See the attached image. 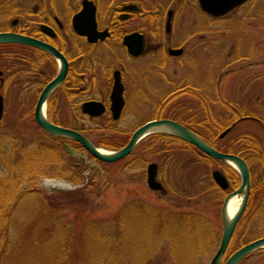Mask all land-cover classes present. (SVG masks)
Returning <instances> with one entry per match:
<instances>
[{
	"label": "rangeland",
	"instance_id": "rangeland-1",
	"mask_svg": "<svg viewBox=\"0 0 264 264\" xmlns=\"http://www.w3.org/2000/svg\"><path fill=\"white\" fill-rule=\"evenodd\" d=\"M175 1L178 34L186 41L189 55L169 59L166 79L153 80L151 102L132 103L126 108L125 116L119 122L110 123L109 129L105 116L90 122L83 114L72 113L71 119H65L63 114L69 116L70 112L60 92L57 95L63 100L51 106L48 114L54 116L52 111L59 109L62 115L57 116V120L60 123L66 120L75 128H86L96 145L108 150L125 145L143 121L161 115L173 116L211 140L216 148L248 157L249 205L225 261L246 243L264 237V0H249L216 18L205 14L198 0ZM35 4L36 0L8 3L0 0V29L16 17L22 18L18 5L34 7ZM196 25L199 35H194ZM8 48L11 47L0 46V70L5 72V77L8 64L16 62L7 54L17 53L16 49ZM108 61L107 65L116 67L111 57ZM97 67L101 69L98 63ZM11 70L16 72V68ZM17 75L10 77L9 85L3 89L0 86L5 99L0 148L6 147L12 154L6 159L0 153V175L12 170L17 177L23 174L19 176L21 190L32 189L35 194L22 200L15 211L8 235L10 250L6 264L47 261L53 264H177L172 256L173 241L163 235L160 220L152 219V216L157 218V214L163 217L204 215L213 228L203 230L205 238L215 233L213 249L208 255L194 258L196 250L201 248L195 235H203L195 228L192 241L196 240L188 244L185 261L186 264L210 263L222 237L223 201L228 192L241 184V176L233 166L208 159L196 147L167 133L162 134L163 137L147 135L127 157L116 162L97 160L78 150L75 144L74 149L85 158L72 156L61 145H55L57 143L35 122L37 90L25 89L26 82L18 84ZM247 115L255 118L238 120L233 129L221 137L236 119ZM19 145L27 151H35L36 155L25 158ZM55 146L57 149L51 148ZM46 147L49 152L59 153L61 160L54 155L48 159L51 155H45L48 152L43 148ZM11 158L13 164H8ZM152 162L159 163V180L166 192L155 191L147 184V168ZM214 170L226 175L230 182L228 190L216 184L212 176ZM64 178L71 179L66 182L68 186L56 185L63 184ZM237 196L242 198L241 194ZM141 208L150 209L140 211ZM53 217L60 218L63 223H59L60 228L67 229L68 241L55 243L45 235L49 237L48 243L45 236H38L39 232L43 235L56 231L45 225ZM165 223L163 221V225ZM27 229L33 237L25 242L21 232ZM157 232L159 236L154 238ZM177 233L180 237L184 234L177 230L173 235ZM39 241L42 253L39 250L36 253ZM61 244L62 251L59 250ZM146 246L150 248L147 253ZM239 264H264V248L252 252Z\"/></svg>",
	"mask_w": 264,
	"mask_h": 264
},
{
	"label": "flooded vegetation",
	"instance_id": "flooded-vegetation-1",
	"mask_svg": "<svg viewBox=\"0 0 264 264\" xmlns=\"http://www.w3.org/2000/svg\"><path fill=\"white\" fill-rule=\"evenodd\" d=\"M10 1L7 0V3ZM179 1L182 2V0ZM176 5L175 0L154 2L152 0H36L34 7L18 5L20 9L18 13L22 18L12 19L9 25L0 29V32H15L35 38L62 53L68 62V71L64 81L48 97L46 114L55 124L77 130L91 139L86 128H75L67 124L66 120L60 123L57 120V116L62 115L59 109L56 108L54 112L51 109L54 116L48 114V109L61 100L58 92L63 94V103L69 107V116L63 114L65 119H71L72 113L77 116L83 114L84 119L90 122L95 119L101 120L105 116L106 123L109 124L108 129L111 126L110 123L119 122L125 116L126 108L132 103L135 105L137 102H151L153 80L161 82L163 78L166 79L168 75L166 66L169 59L189 55L186 41L182 38V34H178L179 21L175 18L177 16ZM92 9H95L98 35L95 41L89 40V35L86 33H78L74 27L75 15L83 10L91 12ZM86 22L87 18L83 20V24ZM195 29L194 35H199L198 25ZM83 30L85 31L84 28ZM3 46L17 50L16 54H7V56L16 59L13 66L16 67L18 74V84L26 82L25 89L37 90L38 97L34 107L35 119V108L40 94L47 84L58 76L61 70V60L52 52L39 46L23 43ZM191 55L194 57L193 52ZM110 57L115 61V68L107 65ZM97 63L101 65L100 70ZM7 68L10 67L7 66ZM1 71L0 86L3 89L4 86L9 85L11 78L5 77V72ZM6 72L8 73L7 69ZM116 86L119 91L117 96L120 95L122 98V109L118 118L114 117L113 107L119 104V101L113 98ZM88 102H96L103 106V113L91 115L85 112L84 105ZM248 118L255 117L248 115L239 117L229 127H234L240 119ZM154 119H171L197 132L177 117L161 115ZM154 119L143 121L134 132L146 122ZM35 122L37 123L36 119ZM149 134H158L163 137L162 134L165 133L151 132ZM48 136L57 143L55 145H61L63 150L67 151L63 147L64 144H69L72 148H75V144L78 150L92 156L76 140L51 134ZM169 137L178 139L173 135ZM91 141L96 145L92 139ZM152 163L157 164L156 179L163 185L159 180V163ZM148 175L147 168L149 186ZM155 191L166 192V189L163 185L162 189Z\"/></svg>",
	"mask_w": 264,
	"mask_h": 264
},
{
	"label": "water",
	"instance_id": "water-1",
	"mask_svg": "<svg viewBox=\"0 0 264 264\" xmlns=\"http://www.w3.org/2000/svg\"><path fill=\"white\" fill-rule=\"evenodd\" d=\"M247 0H199L200 7L203 11L219 17L227 14L232 11L236 7L245 3ZM87 18V22L83 24V20ZM74 27L78 33H86L89 35V40L95 41L97 40V32H96V18H95V9H92L91 12L87 10H83L80 13L76 14L74 17ZM85 29V31L83 30ZM5 43H23L32 46H39L44 48L53 54H55L61 60V70L56 78H54L47 86L42 90L39 100L37 102L35 108V119L37 123L42 127L46 132L56 135L63 136L67 138H71L80 142L83 147L88 151L95 159L101 160L103 162H116L127 157L136 147L141 139L149 135L154 129L163 127L166 131H162L164 133H168L170 135H174L192 145L197 147L202 153L210 156L219 161H224L232 165L241 176V184L240 186L229 192L223 201L222 205V221H223V232L221 241L218 245L217 250L212 256L209 264H221L226 252L229 248L235 230L245 214L248 204L249 198L251 194V173L248 162L240 155L230 152H224L217 149L215 146L206 141L200 134L189 129L182 123L171 119H154L146 122L142 126H140L132 135L130 140L123 147L105 151L101 147L96 146L89 138L80 133L77 130L63 127L61 125L55 124L52 122L47 114H46V103L47 99L52 93V91L61 84L67 74L68 71V62L65 57L53 46L44 43L35 38L22 35L15 32H0V44ZM2 72L0 71V75ZM113 96L114 100L119 101V104L113 106L115 109L114 117L118 118L122 109L121 96H117L119 94L118 87H115ZM96 111H95V110ZM84 110L91 115H98L103 113V106L99 105L96 102H88L84 105ZM4 113V98L0 94V121L3 117ZM231 128L226 129L221 137L225 136ZM158 132V131H157ZM65 147L68 148L69 152L74 156L84 157L82 154L77 152L75 149L70 147L68 144H65ZM157 172V164L151 163L148 167V183L149 186L154 190L162 189L163 185L157 181L156 179ZM212 176L216 184L222 189L227 190L230 187V182L226 175L220 170H214L212 172ZM241 194L242 200L240 206L235 213V215L229 219L227 217V205L229 200ZM264 248V237L257 238L253 241H250L243 245L241 248L236 250L228 259L224 262V264H239L245 257L250 255L252 252Z\"/></svg>",
	"mask_w": 264,
	"mask_h": 264
},
{
	"label": "trees",
	"instance_id": "trees-1",
	"mask_svg": "<svg viewBox=\"0 0 264 264\" xmlns=\"http://www.w3.org/2000/svg\"><path fill=\"white\" fill-rule=\"evenodd\" d=\"M8 66L10 68L9 69L7 68V71H8L7 76L12 77L16 72L12 71L11 69L16 68V67L13 65H10V64H8ZM44 133L46 134V132H44ZM204 138L209 143L214 145L211 142V140H208L206 137H204ZM51 148L55 150V149H57V146L51 147ZM18 149H20L19 151L24 155L25 158L26 157L32 158L34 156L35 151H33V152L27 151L24 148H22L20 145L18 146ZM48 149L49 148H47V149L43 148V150H46L48 152V153H45V155H47V157L49 155H51L50 157H48V159L53 157L52 155H54V156H56V158H59V161L61 160L60 156H58L59 153L57 154L53 150L49 152ZM58 150H59V148H58ZM0 153H1L2 158L6 157V159H7V158L12 156L11 153L7 152L6 147L4 149L0 148ZM35 155H36V153H35ZM241 155L249 163V160H248L249 158L245 157V155H243V154H241ZM203 156L208 158V159L211 158L205 154H203ZM29 160L30 159H28V161ZM11 161H12V158H11V160H8V164H13ZM22 175H18V177H17L15 175L14 170H12L11 172H8L6 175H4V174L0 175V264H6L5 262H7V258H6L7 255L6 254L9 253V250H10V238H8V235H9V232L12 230V225L14 224L15 211L18 209L19 204L22 200L26 199L30 195L35 194V193H33L32 189H26L24 191L21 190V187H20L21 179L19 176H22ZM73 179H75V177ZM149 209L150 208H141L140 211H143V210L145 211V210H149ZM140 211H139V214H140ZM142 216H143V218L146 217L144 215H142ZM156 216H157V218L152 216V219L160 220L159 225H160L161 229L163 228V235H167V238L169 240H172L174 243V248H173L174 254L172 256H174V260L177 262V264H186L187 263L185 260L187 259V254L189 251L188 244L195 243L196 239L194 241H192V239L194 238V235H195L194 233H195L196 229L198 231L201 230V232H202L201 234H203V235H200V234H199V236L195 235V238H197L196 241H198V243H201V248L196 250L195 255L193 254L194 258L197 259V257L199 255H208L209 253H211V251L213 249V244L215 242V237H214L215 233H211L210 236H207V237H209L208 239H207V237L205 238L204 232L206 231V229L210 231V229H213V228H212V224L208 221V219L204 215H202V214H175L174 216L163 217V216H159V214H157ZM163 221L166 222L164 225H163ZM59 223H62L60 218H57V217L51 218L48 221V223H46L45 225H47L48 227L49 226L53 227V230L56 229V231H54V233H52V234L51 233L46 234L44 232L43 235H42V233L39 232L38 236L44 237L45 235H48L50 237L51 241L53 240V242H55V243H59L60 241H65V242L68 241L69 240V236H67L68 231L64 227L60 228ZM177 230L182 231L184 234H182L181 237L179 236L178 233L174 236L173 233ZM203 230H205V231H203ZM21 233L23 234V237L26 238L25 242H27V240L28 241L31 240L33 237L32 235H29L30 233H29L28 229L21 232ZM31 233H32V231H31ZM48 236H45L47 242L49 241ZM156 236H159V232L155 233L154 238H156ZM67 237H68V239H67ZM39 238L41 239V237H39ZM186 241H192V242L186 243ZM205 241H207L208 244ZM53 242H51V243H53ZM40 243H41V241L37 242L38 246L36 247V253L38 252V250H39V253L40 252L42 253L41 247L39 248ZM51 243H50V247H49L50 249H52ZM182 244H187V245L183 246ZM62 249H63V246L61 244V249H59V250L62 251ZM149 249L150 248H147V246H146V248H144V251H146V253H147L150 251ZM193 255H192V257H193ZM49 263L53 264L51 261L50 262H48V261L44 262L43 264H49Z\"/></svg>",
	"mask_w": 264,
	"mask_h": 264
},
{
	"label": "bare ground",
	"instance_id": "bare-ground-1",
	"mask_svg": "<svg viewBox=\"0 0 264 264\" xmlns=\"http://www.w3.org/2000/svg\"><path fill=\"white\" fill-rule=\"evenodd\" d=\"M157 131L162 132V131H166V129L163 127H160V128L154 129L152 132H157ZM102 149L105 151H111V150H108L105 148H102ZM66 186H68V185H66ZM241 200H242V198L240 196H234L229 200V203L227 205V217L229 219H231L235 215V213L237 212V210L240 206Z\"/></svg>",
	"mask_w": 264,
	"mask_h": 264
}]
</instances>
